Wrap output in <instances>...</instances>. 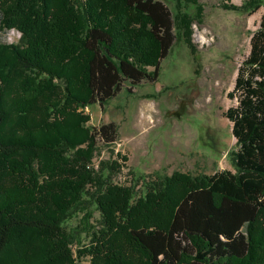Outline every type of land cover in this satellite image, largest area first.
Segmentation results:
<instances>
[{"label":"trees","instance_id":"obj_1","mask_svg":"<svg viewBox=\"0 0 264 264\" xmlns=\"http://www.w3.org/2000/svg\"><path fill=\"white\" fill-rule=\"evenodd\" d=\"M74 1L0 0V30L20 34L0 43V264H74L65 225L94 182L92 149L116 140L113 123L83 128L86 115L50 121L47 93L103 107L125 83L157 81L176 40L161 1ZM228 97L234 172L175 173L137 201L97 181L92 264H264V18Z\"/></svg>","mask_w":264,"mask_h":264},{"label":"rangeland","instance_id":"obj_2","mask_svg":"<svg viewBox=\"0 0 264 264\" xmlns=\"http://www.w3.org/2000/svg\"><path fill=\"white\" fill-rule=\"evenodd\" d=\"M80 1L86 0H75L74 10ZM158 1L172 14L176 40L161 62L157 81L125 83L103 107L66 102L60 86L40 102V106L57 103L48 107L50 121L86 115L83 128L108 123L116 128L114 143L98 141L92 149L86 168L94 182L85 186L83 204L65 225L74 236L70 246L74 264H92L86 250L94 245V234L104 235L105 224L95 205L97 181L129 188L137 201L152 193L154 182L175 173L196 177L234 172L238 147L225 114L236 101L228 94L249 53L250 37L264 18V0ZM19 38L14 30H0V43L14 45Z\"/></svg>","mask_w":264,"mask_h":264}]
</instances>
